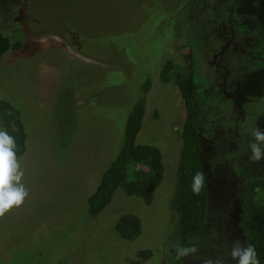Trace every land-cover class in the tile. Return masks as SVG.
<instances>
[{
  "label": "rangeland",
  "instance_id": "1",
  "mask_svg": "<svg viewBox=\"0 0 264 264\" xmlns=\"http://www.w3.org/2000/svg\"><path fill=\"white\" fill-rule=\"evenodd\" d=\"M258 22L259 0H0V32L21 44L0 60V99L20 111L27 133L16 173L27 195L0 216V264H209L233 237L242 183L264 180V159L249 158L255 131L264 132ZM188 49L214 114L202 151L217 177L198 251L178 256L171 204L185 109L175 76L164 83L161 71L169 61L186 71ZM146 81L136 144L159 149L163 180L141 197L117 190L91 218L87 200L122 147ZM126 214L141 222L133 241L115 229ZM143 250L152 256L139 259Z\"/></svg>",
  "mask_w": 264,
  "mask_h": 264
},
{
  "label": "trees",
  "instance_id": "2",
  "mask_svg": "<svg viewBox=\"0 0 264 264\" xmlns=\"http://www.w3.org/2000/svg\"><path fill=\"white\" fill-rule=\"evenodd\" d=\"M256 34L259 48L258 60L264 70V0H259V22ZM238 43L240 46L247 45L244 40ZM20 47V43L12 44L0 32V60L10 49L17 51ZM184 57L188 62L186 71L173 72L176 66L172 61L165 63L161 71V79L164 83L170 81L171 74L175 76L174 80L185 109L180 134L181 159L177 173V188L171 204L178 216L180 248L196 246L204 233L209 216V185H213L210 182L217 177L213 167H207L202 151V148L212 139L211 115L213 113L205 108L203 99L198 93L199 85L194 80L192 51L188 49V54ZM149 90L150 81H146L142 87L143 96L136 101L126 121L122 147L117 157L102 173L98 185L87 200L91 218H96L102 213L117 190H122L128 196L141 197L153 192L163 180L162 155L159 149L136 144ZM237 120L242 121L239 111ZM0 124L3 131L14 138L16 157L20 158L26 152L27 133L20 111L3 99H0ZM252 141L254 142V139ZM198 172L204 173L206 185L197 195L192 192L191 183L192 177ZM241 187H244L245 191L238 199L235 209L233 237L227 246L217 247V251L211 253L213 255H210L208 260L209 262L213 260L211 264H235L227 255L235 241L255 248L260 264H264V180L245 183V186L242 183ZM115 229L121 238L133 241L141 234V222L137 216L126 214L117 220ZM151 256L152 253L149 250L137 252L139 259H149Z\"/></svg>",
  "mask_w": 264,
  "mask_h": 264
},
{
  "label": "clouds",
  "instance_id": "3",
  "mask_svg": "<svg viewBox=\"0 0 264 264\" xmlns=\"http://www.w3.org/2000/svg\"><path fill=\"white\" fill-rule=\"evenodd\" d=\"M255 140L250 145L252 155L249 157L254 162L264 159V132L257 129L254 133ZM15 140L5 131H0V216L7 213L13 206H20L26 193L17 181V157ZM206 177L203 172H198L192 177L191 190L199 194L205 188ZM195 246L178 248V256L195 254ZM228 258L235 264H260L255 248L251 245L244 246L242 242L235 241L228 251ZM211 264V262H209Z\"/></svg>",
  "mask_w": 264,
  "mask_h": 264
},
{
  "label": "flooded vegetation",
  "instance_id": "4",
  "mask_svg": "<svg viewBox=\"0 0 264 264\" xmlns=\"http://www.w3.org/2000/svg\"><path fill=\"white\" fill-rule=\"evenodd\" d=\"M226 28H232L231 27V25L229 24L228 25V27H226ZM232 42V41H231ZM224 51H225V49L223 50V52H221L220 54H219V61L221 60V58L223 57V55H224ZM221 66V65H220Z\"/></svg>",
  "mask_w": 264,
  "mask_h": 264
}]
</instances>
